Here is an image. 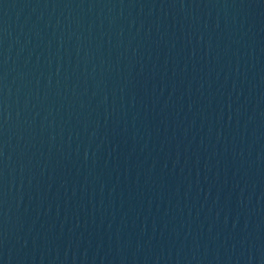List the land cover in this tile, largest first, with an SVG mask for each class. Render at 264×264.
<instances>
[{
	"label": "water",
	"instance_id": "water-1",
	"mask_svg": "<svg viewBox=\"0 0 264 264\" xmlns=\"http://www.w3.org/2000/svg\"><path fill=\"white\" fill-rule=\"evenodd\" d=\"M0 264H264V0H0Z\"/></svg>",
	"mask_w": 264,
	"mask_h": 264
}]
</instances>
